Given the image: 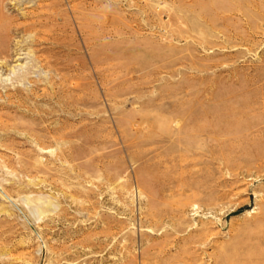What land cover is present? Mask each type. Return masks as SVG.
<instances>
[{"label": "rangeland", "instance_id": "rangeland-1", "mask_svg": "<svg viewBox=\"0 0 264 264\" xmlns=\"http://www.w3.org/2000/svg\"><path fill=\"white\" fill-rule=\"evenodd\" d=\"M0 264H264V0H0Z\"/></svg>", "mask_w": 264, "mask_h": 264}]
</instances>
